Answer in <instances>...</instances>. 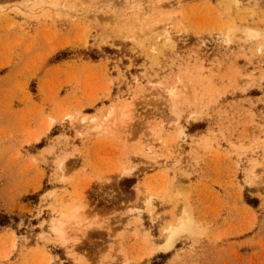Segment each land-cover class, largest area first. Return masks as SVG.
<instances>
[{
    "label": "rangeland",
    "instance_id": "1",
    "mask_svg": "<svg viewBox=\"0 0 264 264\" xmlns=\"http://www.w3.org/2000/svg\"><path fill=\"white\" fill-rule=\"evenodd\" d=\"M0 264H264V0H0Z\"/></svg>",
    "mask_w": 264,
    "mask_h": 264
},
{
    "label": "bare ground",
    "instance_id": "2",
    "mask_svg": "<svg viewBox=\"0 0 264 264\" xmlns=\"http://www.w3.org/2000/svg\"><path fill=\"white\" fill-rule=\"evenodd\" d=\"M236 2H237V0H236ZM162 5H163V4H162ZM164 6H165V5H164ZM150 10H151V9H150ZM152 10H153V9H152ZM147 13H148V12H147ZM154 13H155V11H154ZM162 13H163V11H162ZM158 17H159V16H158ZM156 18H157V17H156ZM150 20H152V19H150ZM147 23H148V22H147ZM247 36H248L249 38H250V37H257L258 34H257L256 32H254V31H253V32L250 31V32L247 34ZM188 79H189V78H188ZM181 80H182V79H181ZM181 80H180V81H181ZM186 82H187V81H186ZM182 84H183V83H182ZM185 84H188V83H185ZM181 86H182V85H181ZM185 86H186V85H185ZM183 87H184V86H183ZM187 87H188V86H187ZM184 88H186V87H184ZM178 89H179V88H178ZM169 91H170V90H169ZM170 92H171V94L169 93V94H170L169 96H170L171 98H172V97H176V96H175V95L177 94L176 90H174L173 93H172V91H170ZM175 93H176V94H175ZM172 99L174 100L175 98H172ZM172 99H171V100H172ZM125 115H126V114H123V116H122V118H121V122H124V121H125V118H124ZM187 213H188V212L185 213V215H184V217H183V219H182V221H181V227H187V226L190 225V223H191L190 220H189L191 217L189 218V213H188V214H187ZM180 219H181V218H180ZM191 220H192V219H191ZM179 222H180V221H179ZM63 228H64V227H63ZM182 230H184V229H182ZM57 231L60 232V233H62V229H60V228H58ZM177 231H179V230H177ZM173 235H174V234H173ZM171 242H172V241H171ZM171 242H170V245H169V246H171V244H172ZM167 245H168V244H167Z\"/></svg>",
    "mask_w": 264,
    "mask_h": 264
},
{
    "label": "trees",
    "instance_id": "3",
    "mask_svg": "<svg viewBox=\"0 0 264 264\" xmlns=\"http://www.w3.org/2000/svg\"><path fill=\"white\" fill-rule=\"evenodd\" d=\"M4 224H6V222H5V221H3V222L1 223V225H4Z\"/></svg>",
    "mask_w": 264,
    "mask_h": 264
}]
</instances>
